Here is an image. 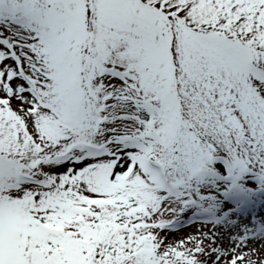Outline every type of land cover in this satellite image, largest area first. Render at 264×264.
I'll use <instances>...</instances> for the list:
<instances>
[{
  "label": "snow or ice",
  "instance_id": "6c2138e0",
  "mask_svg": "<svg viewBox=\"0 0 264 264\" xmlns=\"http://www.w3.org/2000/svg\"><path fill=\"white\" fill-rule=\"evenodd\" d=\"M0 264H264V0H0Z\"/></svg>",
  "mask_w": 264,
  "mask_h": 264
}]
</instances>
